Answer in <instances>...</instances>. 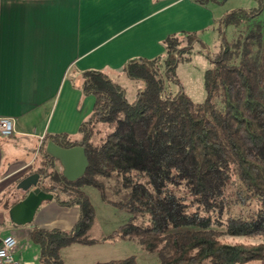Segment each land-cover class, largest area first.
<instances>
[{"label": "trees", "instance_id": "obj_1", "mask_svg": "<svg viewBox=\"0 0 264 264\" xmlns=\"http://www.w3.org/2000/svg\"><path fill=\"white\" fill-rule=\"evenodd\" d=\"M193 1L207 6L224 0ZM216 24L219 48L208 55L206 98L200 104L182 90L167 96L159 72L162 61L164 76L178 83L174 69L188 60L199 41L196 33L169 35L161 43L162 56L132 59L122 67L128 79L143 84L132 103L101 71L79 74L80 92L94 98L79 139L44 136L31 166L41 190L61 206L76 205L79 215L68 231L31 230L38 264H64L63 248L96 243L88 236L95 213L84 187L96 189L103 203L130 215L106 239L135 240L144 251L157 254L158 264L264 261V243L220 240L223 235L264 240V0H257L255 8L223 14ZM98 125L108 131L93 143ZM48 141L63 149L84 148L88 167L82 178L68 182L62 177L44 152ZM23 198L4 202L2 208L9 210ZM237 208L245 214L237 216ZM140 216H147L149 224H136ZM95 264L137 263L130 256Z\"/></svg>", "mask_w": 264, "mask_h": 264}, {"label": "crops", "instance_id": "obj_2", "mask_svg": "<svg viewBox=\"0 0 264 264\" xmlns=\"http://www.w3.org/2000/svg\"><path fill=\"white\" fill-rule=\"evenodd\" d=\"M219 7L193 0H0V117L11 118L15 129L0 138V195L30 174L33 141L38 151L48 134L79 139L94 106L79 90L80 73L99 70L116 82L129 60L162 56L169 35L196 33L201 40L216 30ZM64 211L41 228L72 227L78 213ZM31 229H8L23 264L38 262ZM60 257L66 264L61 251Z\"/></svg>", "mask_w": 264, "mask_h": 264}, {"label": "rangeland", "instance_id": "obj_3", "mask_svg": "<svg viewBox=\"0 0 264 264\" xmlns=\"http://www.w3.org/2000/svg\"><path fill=\"white\" fill-rule=\"evenodd\" d=\"M219 6V9H217L218 13L221 12L225 14L236 9L255 8L257 6V0H224ZM227 36H231L230 30L227 31ZM200 39L201 40L193 44L190 54L188 56L185 55L187 56L188 60L179 61L177 63L174 69V73L176 79L178 80V83L172 82L171 80L167 79L164 76L163 62L161 61V64H159V72L162 75L165 94L167 96L172 97L176 95L180 90H182V92L194 104H200L204 102L206 98V92L204 88V73L206 69L211 66L208 55H213L218 51L219 36L216 30H210L203 36H200ZM115 83L123 90L124 97L129 103H132L136 100L139 89L143 87V84L141 82H136L128 79V77L123 72L120 74L118 81H116ZM107 131V127L98 125L95 129V134L92 139L93 143H98ZM3 139L7 138H2V142L5 141ZM36 146L37 143L33 141L31 145V153L33 159L37 154ZM37 166H39V157L35 162L33 169L35 170ZM54 168L58 171H61L59 165L56 162L54 163ZM31 174H33V172L30 171V174H28V176ZM20 180H17L16 184H14L13 186L10 185V187L7 188V190L2 195H0V242L8 234V229H20L18 231H15V233H18L22 230H30L31 227H33L32 229H41V222L44 221L49 224L50 220L56 215L59 214L58 217L63 216L62 213H56L59 212V210H66L67 212H69V214H74L76 212L79 215V209L76 205L61 206L55 199H53L52 201H47L40 205L35 213L33 221L30 224H26L23 226L13 225L11 222H9V210H4L2 208V205H5V203H11L21 194H24L25 196V192L16 189V185L20 182ZM139 182L145 183L146 178H141ZM112 184L113 181L110 182V185ZM82 191L88 196L90 203L94 208V221L88 233V236L90 239L96 240V243L89 246L75 244L62 249L61 256L65 260L66 264H94L96 262L123 260L130 256L135 257L137 264H158L159 260L157 254L144 251L135 240H121L119 238L106 239V237H108L114 230H116L117 227L126 223L130 215L125 212L118 211L111 206L103 203L96 189L92 187H84L82 188ZM60 200H64V197L60 196ZM233 212H235L237 216L245 214V210H240V208L235 209ZM134 222L136 224L148 225L149 219L147 216H140ZM48 227H45L44 229H59L50 228V226ZM71 228L72 227H68L66 229L59 230L68 231ZM220 230H223V228H221ZM220 240L226 244L245 242L264 243V240L260 239L232 237L228 235L221 236ZM27 255L28 259L30 260L29 262H31L32 254L30 253V251L27 252ZM32 264H38V262H32Z\"/></svg>", "mask_w": 264, "mask_h": 264}, {"label": "water", "instance_id": "obj_4", "mask_svg": "<svg viewBox=\"0 0 264 264\" xmlns=\"http://www.w3.org/2000/svg\"><path fill=\"white\" fill-rule=\"evenodd\" d=\"M44 152L59 165L62 177L66 181L75 182L84 176L88 167V160L82 146L63 149L48 141L44 147ZM38 184L39 175L34 173L25 177L16 185L17 190L28 193L25 198L8 211L9 220L13 225L30 224L40 205L53 200V195L43 192Z\"/></svg>", "mask_w": 264, "mask_h": 264}, {"label": "built area", "instance_id": "obj_5", "mask_svg": "<svg viewBox=\"0 0 264 264\" xmlns=\"http://www.w3.org/2000/svg\"><path fill=\"white\" fill-rule=\"evenodd\" d=\"M15 133L14 122L11 118L0 117V138H10ZM19 242L12 235H6L0 242V264H23L17 257Z\"/></svg>", "mask_w": 264, "mask_h": 264}, {"label": "flooded vegetation", "instance_id": "obj_6", "mask_svg": "<svg viewBox=\"0 0 264 264\" xmlns=\"http://www.w3.org/2000/svg\"><path fill=\"white\" fill-rule=\"evenodd\" d=\"M27 193H28V192H25V196L27 195ZM25 196H24V198H25Z\"/></svg>", "mask_w": 264, "mask_h": 264}]
</instances>
